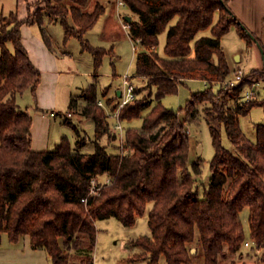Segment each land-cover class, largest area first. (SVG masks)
Here are the masks:
<instances>
[{
  "label": "trees",
  "instance_id": "trees-1",
  "mask_svg": "<svg viewBox=\"0 0 264 264\" xmlns=\"http://www.w3.org/2000/svg\"><path fill=\"white\" fill-rule=\"evenodd\" d=\"M24 1L28 15L23 19L13 12L6 18L0 11V239L6 234L16 243L29 236L34 248L47 251L52 264H69L72 250L87 246L94 251L98 220L115 217L124 226H133L151 205L150 235L127 245L142 249L131 261L161 264L165 257L168 264H194L191 245L198 234L204 264H220L228 253L241 251L246 242L241 214L249 208L250 240L255 249H264V123L256 126L255 142L239 124V118L254 108L264 111V97L244 100L249 80L258 77L264 81V69L253 70L234 86L225 83L232 70L222 38L233 27L248 48L257 38L231 11L228 1L124 0L132 19L129 36L134 42L140 40L141 46L135 74L147 81L157 100L143 116L141 127L126 130V155L117 148L111 152L109 143L101 142L111 134V140H116L117 133L111 129L110 113L98 104L96 84L85 90L87 105L82 111L95 123L93 152H82L87 137L76 126L75 147L64 136L55 150H33L32 115L20 108L18 95L28 90L35 94L42 74L22 44L21 27L38 25L45 35L46 16L60 23L65 41L77 37L84 49L94 53L96 69L109 51L84 39L105 13L104 3ZM208 30L211 35H202ZM164 32L167 38L161 56L156 49ZM45 39L51 46L47 36ZM188 80H202L208 88L194 94L179 111L165 107L161 100L176 94ZM103 96H107L106 90ZM115 96L113 114L120 104L118 92ZM201 102L211 104L205 119L215 148L209 182L202 187L197 177L202 176L204 164L201 160L190 163L187 127ZM110 104L109 100L106 105ZM76 106L74 99L69 108ZM149 106L130 103L121 109L120 120L140 118ZM222 129L234 151L223 145ZM107 175L111 182L104 184ZM95 180L98 194L90 195Z\"/></svg>",
  "mask_w": 264,
  "mask_h": 264
},
{
  "label": "rangeland",
  "instance_id": "rangeland-1",
  "mask_svg": "<svg viewBox=\"0 0 264 264\" xmlns=\"http://www.w3.org/2000/svg\"><path fill=\"white\" fill-rule=\"evenodd\" d=\"M100 2L104 3L106 7L105 16L102 17L94 28L87 32L84 36V39L91 46L95 48H104L109 51L103 56L102 63L98 69L95 67L94 53L89 49H84L80 39L77 37H71L65 41L64 28L60 23H51L49 18L46 16L43 24L45 35H43L44 33L41 32L38 25L33 26L36 31L38 30L40 32L41 37L44 39L46 44L47 42L45 38L47 36L50 40V45L52 48L57 50L61 57H63V51L66 49L68 51L66 56L62 58L63 64L60 67L62 74L58 77L60 101L62 100L60 104L62 108L65 109L64 112L67 113L72 111L75 113L76 117L73 120V123L82 131V137H87V145L82 149V152L85 153L93 152V142L95 140V123L82 114L83 109L87 105L83 96L85 95V90H88V88L96 84L98 102L102 101L104 108L107 110L108 114L110 113L109 122L111 124V129L117 133V130H115V118L112 116L113 112H111V108L116 103V90L119 89L122 83V76L126 73L135 74V59L137 52H139L137 51L134 53V42L129 36V32L123 28L125 18L127 16H131L128 8L126 6L118 5L117 0H115L116 5L114 7L109 0H101ZM0 11L6 18H9L12 12L20 17L28 15L27 5L24 0H0ZM166 33L167 32L160 34L159 45L156 49V52L161 56L164 55V47L167 38ZM204 33L211 35L209 30ZM256 39L261 42H259L261 46L264 45V34ZM222 42L224 47L229 50L231 54L237 52L241 48H245V42L240 38L235 27H233L230 32L224 36ZM9 47L13 50L12 44H9ZM252 47H258V45L255 44ZM251 55L252 52L249 57L250 61ZM255 69L258 72L263 70V63L259 68ZM255 69H251L249 71L241 69L234 70L226 82L235 79L239 71L243 72V79L247 76L250 77V75H252V71ZM139 80L140 82H138L137 88L138 98L134 102H145L150 106L142 113V117L131 121H122L125 128V137L126 130L129 127L139 128L143 125V116H145L157 103L155 91L152 92L147 87V81H144V78L140 77ZM248 84L249 85L245 88L244 94L252 89L255 93V97L253 99L259 100L264 97L263 79L260 78L258 80V77H256L249 80ZM217 87L218 86H216L214 90H217ZM207 88L208 85L202 80L187 81L184 85L179 86L176 94L164 97L161 102L165 107L179 111L181 108L186 106L187 101L191 99L194 94L201 93ZM104 90H106L107 96H103ZM70 93H72L74 98L78 101L80 100V102L77 101V106L74 109H69V105H66L65 98L67 94L69 95ZM35 96L36 95L31 90L18 95V104L20 108L22 110H30L32 106L36 105L37 99ZM109 100L112 104L107 106L106 104ZM231 105L234 107L236 104ZM210 107L211 104L208 102H201V104H198V110L195 117L187 123L191 143L193 141V145L191 144V147L193 146L191 156L194 158L192 159H194V162L201 160L204 164L202 176L197 177L200 187H202L201 185H206L209 182V163L215 155V148L211 133L205 119L206 111ZM181 118L183 119V115ZM58 119L64 123L68 120L66 115H59ZM263 123L264 111L261 107H256L248 115L241 116L239 118L241 130L253 142L257 140L256 126ZM64 130H66L64 136L67 137L71 145L75 147L76 136L73 127L71 128L67 125ZM221 134L223 145L227 149L234 151L233 145L229 140L225 129H222ZM113 135L114 134H111L108 138L104 137L101 142L105 144L109 143V148H111V150L115 147V149L117 148L118 152H120L119 135H117L116 140L113 139L114 141L111 140ZM55 149L56 148H53L52 150ZM128 153L129 151L127 150L126 154ZM150 209L151 205H149L145 215L138 216L137 221L133 226H124L115 217L98 220L96 222L97 239L94 251L90 252L87 246L72 250L70 252L69 264H90V261H88L87 258H92L93 264H145V261L130 260V258L134 255L141 253L142 249L138 246L129 247L127 245L133 239L140 236L150 235V228L148 225V213ZM248 215L249 208H246L241 214V218L246 227V241L250 240ZM191 247L196 250V252L193 253L194 264H204L205 257L198 234ZM160 263L168 264L165 257L161 258ZM220 264H264V250L258 251L253 245L247 247L243 244L241 251L233 254L228 253L227 257L220 261Z\"/></svg>",
  "mask_w": 264,
  "mask_h": 264
},
{
  "label": "crops",
  "instance_id": "crops-1",
  "mask_svg": "<svg viewBox=\"0 0 264 264\" xmlns=\"http://www.w3.org/2000/svg\"><path fill=\"white\" fill-rule=\"evenodd\" d=\"M109 1L113 4V7L116 5L115 0ZM227 1L231 11L243 25H245L257 37H261L264 34V0ZM104 16L105 13L102 17ZM25 17L26 15L23 17L21 16L20 19ZM217 19L218 17L216 20ZM33 26L24 24L21 27L22 44L28 51L32 62L42 74L41 83L35 92V98L37 99L36 105L28 110L33 119L31 128L32 148L34 151H50L53 148H56L61 142L64 133H66V130L64 129L67 125L71 128L76 126L73 123L76 115L69 118L67 116L68 112H64L65 109L62 108L60 104L62 100L60 101V89L58 88V77L62 74L60 70V67L63 64L62 58L66 56L68 51L67 49L63 51V57H61L57 50L45 43L40 32L38 30L36 31ZM202 35L208 34L204 33ZM224 50L232 72L237 69L249 71L251 69L259 68L263 63L262 55L258 47L248 48L245 44L244 49L241 48L232 54L225 47ZM251 52L252 55L250 61L249 57ZM204 83L207 84L206 82ZM120 89L121 85L116 91L119 93ZM74 99L77 100L72 93L69 95L67 94L65 98L66 105H69L70 107V103ZM78 102H80V100ZM59 115H66L68 120H66L65 123L62 122L58 119ZM76 127L82 133L79 127ZM191 144L193 145V141ZM192 148L193 146L191 147V153ZM109 149L113 152L115 147H113V151L111 148ZM191 153L190 163H193L194 159L192 158L194 157L191 156ZM261 250L264 249L258 251ZM0 264H52V262L45 249H36L32 246L29 236H23L18 242L13 243L9 240L8 235L3 234L0 239Z\"/></svg>",
  "mask_w": 264,
  "mask_h": 264
},
{
  "label": "built area",
  "instance_id": "built-area-1",
  "mask_svg": "<svg viewBox=\"0 0 264 264\" xmlns=\"http://www.w3.org/2000/svg\"><path fill=\"white\" fill-rule=\"evenodd\" d=\"M118 5L120 6H126L124 3V0H117ZM123 28L126 29L129 32L130 29V25L128 24L127 21L123 22ZM140 50V40H138L137 42L133 43V51L134 53H136L137 51ZM140 79V77H139ZM138 79V76H136V74H130V73H126L122 76V84H121V89H120V104H119V108L117 109V111L112 115L115 118V130H117V135L119 138V142H120V153L121 155H126V149H125V128L122 124V121L120 120V110L125 107L126 105L133 103L137 98H138V94L136 93V90L138 88V82H140V80ZM243 81V72L239 71L238 75L236 76L235 79L230 80L229 82H226V84H229L231 86H234L240 82ZM255 97V93L254 91L251 89L250 91H247L244 94V100L248 101L251 100ZM98 104L102 107H104V104L102 101H99ZM75 115L74 112H68L67 116L69 118L73 117ZM111 182L110 177L107 175L105 180H104V184H109ZM98 181H93L92 187L90 189L89 194L90 195H97L98 194V188H96ZM83 202H87V198L83 199ZM245 246H250L252 245V241L251 240H247L245 243Z\"/></svg>",
  "mask_w": 264,
  "mask_h": 264
},
{
  "label": "water",
  "instance_id": "water-1",
  "mask_svg": "<svg viewBox=\"0 0 264 264\" xmlns=\"http://www.w3.org/2000/svg\"><path fill=\"white\" fill-rule=\"evenodd\" d=\"M125 19H126L127 22H131V20H132L130 16H127ZM254 41L256 42V44L258 45V47H259V49L261 51V55H262V59H263V65H264V49H263V47L261 46V44L259 43V41L255 37H254ZM118 95L120 96V91H119ZM195 252H196V250L193 249L192 253H195Z\"/></svg>",
  "mask_w": 264,
  "mask_h": 264
}]
</instances>
